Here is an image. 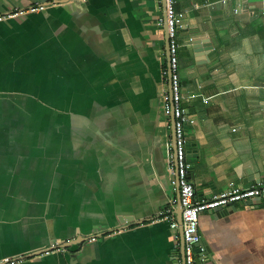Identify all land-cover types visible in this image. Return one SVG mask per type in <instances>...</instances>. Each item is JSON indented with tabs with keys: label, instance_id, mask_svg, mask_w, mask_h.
I'll return each instance as SVG.
<instances>
[{
	"label": "crops",
	"instance_id": "crops-1",
	"mask_svg": "<svg viewBox=\"0 0 264 264\" xmlns=\"http://www.w3.org/2000/svg\"><path fill=\"white\" fill-rule=\"evenodd\" d=\"M176 6L190 180L210 200L264 180V0ZM4 16L0 264H183L156 222L178 208L162 0H0ZM200 234L206 264H264V197L201 214Z\"/></svg>",
	"mask_w": 264,
	"mask_h": 264
},
{
	"label": "built area",
	"instance_id": "built-area-1",
	"mask_svg": "<svg viewBox=\"0 0 264 264\" xmlns=\"http://www.w3.org/2000/svg\"><path fill=\"white\" fill-rule=\"evenodd\" d=\"M44 7H31L32 13L41 12ZM167 23L170 42V69L164 72L170 83V90L161 96V113L168 120L174 118L175 151L170 154L169 168L177 173L178 180L174 186H179L180 203L182 207L183 243L185 264H206L208 250L200 234V216L203 213L219 208H230L237 204L253 201L264 197V180H259L250 188H241L231 184L229 189L219 193L210 200H198L195 187L190 180V165L187 153L186 128L189 118L183 107V87L180 74V32L184 28V14L177 10L176 0H166ZM24 12L17 11L8 15L14 18ZM6 16L0 17V22ZM175 205V204H174ZM175 206L169 207L158 220L165 221L174 231H179ZM198 249V250H197ZM61 250V249H58Z\"/></svg>",
	"mask_w": 264,
	"mask_h": 264
},
{
	"label": "water",
	"instance_id": "water-1",
	"mask_svg": "<svg viewBox=\"0 0 264 264\" xmlns=\"http://www.w3.org/2000/svg\"><path fill=\"white\" fill-rule=\"evenodd\" d=\"M162 5H163V10H164V25H165V32H166V51H167V62H168V70L170 69V38H169V30H168V23H167V10H166V0H162ZM213 47L211 45L210 42L205 41V40H197V41H193L192 42V49L194 50L195 54L197 55V57L203 61L204 57L203 54L204 52H207L209 50H211ZM174 118H172L171 123H172V131H173V138H174V151H175V130H174ZM191 145H187V147L189 148ZM191 152L192 151H187L188 153V157L191 156ZM176 180H178V175L176 173ZM177 189V194H178V208H177V219L179 222V234H180V241H181V251H182V257H183V264L185 261V254H184V243H183V224H182V207H181V203H180V191H179V186H176ZM235 206H232L230 208L227 209H232ZM224 208H219L213 211H209L211 213H218L220 214V211H222ZM66 248V247H65ZM198 250V249H197Z\"/></svg>",
	"mask_w": 264,
	"mask_h": 264
}]
</instances>
